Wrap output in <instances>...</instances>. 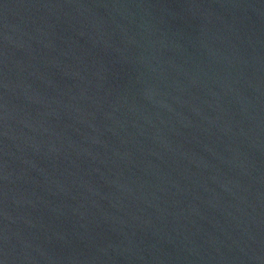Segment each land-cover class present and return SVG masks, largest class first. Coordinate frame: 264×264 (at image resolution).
<instances>
[{
	"label": "water",
	"instance_id": "obj_1",
	"mask_svg": "<svg viewBox=\"0 0 264 264\" xmlns=\"http://www.w3.org/2000/svg\"><path fill=\"white\" fill-rule=\"evenodd\" d=\"M0 264H264V0H0Z\"/></svg>",
	"mask_w": 264,
	"mask_h": 264
}]
</instances>
